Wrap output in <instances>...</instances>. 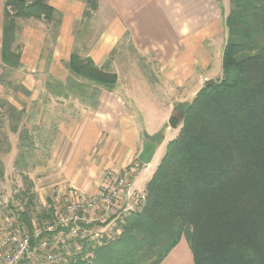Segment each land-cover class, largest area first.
<instances>
[{
	"label": "trees",
	"instance_id": "16d2710c",
	"mask_svg": "<svg viewBox=\"0 0 264 264\" xmlns=\"http://www.w3.org/2000/svg\"><path fill=\"white\" fill-rule=\"evenodd\" d=\"M82 2L78 24L86 27L98 5ZM56 14L48 0H3L1 69L21 67V22L58 28ZM224 27L221 79L204 84L184 108L180 131L147 182L141 209L110 218L107 225L115 221L116 235L94 248L81 242L82 251L67 264H161L181 239L193 264H264V0H230ZM75 46L66 62L69 77L45 87L54 97L82 98L97 109L98 87L112 90L117 76ZM8 111L15 133L21 113L12 106ZM33 135L23 128L19 142L27 140L32 149L39 141ZM24 195L30 205L33 195ZM18 216L34 246L28 211Z\"/></svg>",
	"mask_w": 264,
	"mask_h": 264
},
{
	"label": "rangeland",
	"instance_id": "374dc122",
	"mask_svg": "<svg viewBox=\"0 0 264 264\" xmlns=\"http://www.w3.org/2000/svg\"><path fill=\"white\" fill-rule=\"evenodd\" d=\"M77 1L83 3V0ZM58 2L59 0H48L50 6L56 5ZM56 13V18L61 23L62 14L58 11ZM59 27L60 24L58 30ZM76 30L81 32L77 35L78 44L74 50L85 57L88 47L96 39L101 27L97 24L83 27L77 21L72 31L74 38ZM44 32L47 33V41H44L41 46L37 38ZM56 33L57 26L55 25L47 26L34 21L21 22L16 42L21 50V67L15 70L0 69V100L7 101V105L0 102V241L16 230L29 233L25 224L18 219L19 213L28 211L34 230L43 231L47 225L55 222L56 214H60L67 205L87 198L91 192L79 189L86 183L84 175H81L84 174L83 172L87 173L93 168H101L104 172L101 184L96 188L97 192L105 188V177L108 173L112 172L116 176L129 173L132 175V179L137 166L139 167L136 165L137 159L134 158L130 164L133 167L115 173L109 166L113 159L102 157L105 153L107 156L108 153H115L114 145L124 144L123 140L129 136L133 128L122 127L120 130L112 126L113 133H108L111 142L107 146H104L105 142L103 143L102 138L94 144L79 147V142L72 137L70 139L73 141L62 137L58 130L59 125L62 128H67L71 125L70 121L74 119L79 126L83 118L79 114H83V110H85L83 107L92 108L95 103L91 104L90 101L82 98L68 100L57 98L47 91L46 82L56 81V79H62L65 76V56L61 57V61L57 65L49 66L47 62L51 59L50 56L54 51ZM225 40L226 32L217 37L213 46L209 45L206 62L195 61V59H190L191 61L185 64L177 62L174 70L169 65L154 60L145 64L146 59L134 54L135 51L130 47L131 43H123L117 47L115 56H113V60L116 62L109 64V68L107 67L109 72L119 74L116 85L110 91L100 87L98 89L106 91L104 93L108 96L113 93L110 97L114 101H118L120 106L124 102L123 107L126 109L134 108L139 118L141 112L143 121H139V126L134 127L138 144L141 137H145L155 139L154 141L158 145L150 169L142 168L134 177L132 192L139 191L138 187L144 189V182L154 174L164 155L167 143L174 139L180 131L184 108L192 102L204 84L221 79V58ZM160 56L162 57V55ZM113 67L116 68V71ZM162 68L163 71H161ZM50 70H53L52 75L56 74V79H51ZM8 106L14 107L21 113L20 122L15 123L17 126L15 133L11 132L12 127L7 121L10 114ZM136 106L141 109L139 110ZM126 109L125 112L128 113L127 110L131 112L129 108ZM170 117H175L179 121L176 128L169 126ZM102 118L103 116H96V119ZM10 123L12 124V122ZM23 128L36 134L32 137L39 140L32 149L27 140L19 142L20 132ZM155 130L156 133L149 135ZM159 134H161V138L157 139L156 135ZM118 138L121 139L120 142H118ZM116 139L117 141L113 142ZM100 148L104 150V153H99ZM22 153H24V161L20 158ZM80 154L83 156L80 157ZM126 154L128 156L129 151ZM112 157L114 158L113 154ZM124 160L130 159L124 158ZM105 162L108 164L106 171L102 169ZM24 178H27L28 181H25ZM75 184L78 187H75ZM25 193L33 195L30 205H28ZM44 215L48 218L43 219ZM94 218L92 217V220ZM100 222L99 219H96L91 223L90 228L95 232L103 230L99 227L102 225ZM105 223L107 225V222ZM115 229L114 221L108 225L106 230L111 235L110 237L116 235ZM44 237L49 239V249L56 247L58 250L61 244L64 245L63 260L60 264H67L74 255H78L79 250L83 249H81L82 243L79 240L70 238L66 233L58 241L54 236L44 235ZM184 240L182 239L179 245L182 246L181 248L183 246L188 248ZM74 243L80 246L75 248ZM85 244L83 242L84 249ZM86 246V249L90 247L88 243ZM188 251L190 253L189 248ZM176 261L175 258L172 264ZM178 263L180 264L179 261Z\"/></svg>",
	"mask_w": 264,
	"mask_h": 264
},
{
	"label": "crops",
	"instance_id": "0c3cea01",
	"mask_svg": "<svg viewBox=\"0 0 264 264\" xmlns=\"http://www.w3.org/2000/svg\"><path fill=\"white\" fill-rule=\"evenodd\" d=\"M97 5L93 24L101 27V31L88 47L85 55L90 57L97 67L109 68V64L116 62L113 60V56H115L117 47L123 43H131L130 47L135 51H133L134 54L136 53L139 57L146 59L145 64L150 60H154L158 63H165L174 70L177 62L185 64L190 62V59L206 62L209 45L213 46L217 37L225 33L224 19L230 9V0H97ZM52 7L62 14V20L55 35L54 51L50 56L51 59L47 60L49 66L59 64L63 56H65L64 62L68 61L75 46V38L72 32L73 26L75 22L80 21L84 11V4L77 0H59ZM2 8L3 0H0V69ZM46 36L47 33L44 32L37 38L41 46L44 41H47ZM113 69L116 71L115 67ZM52 71H49L51 79H56V74L52 75ZM64 71L65 76L62 79H56V81L64 82L69 77L66 66ZM161 71H163V68ZM114 74L117 77L119 76L117 72H114ZM104 92L106 91L100 90L97 109L83 107L85 110H83V114H79V116L83 117L79 126L73 119V121H70L71 125H67L69 127L62 128L59 125L58 130L62 137L73 141L70 139L72 137L79 142V147H81L82 145L94 144L101 138L103 143L105 142L104 146H107L111 142V138H108V133L112 134L113 128H133L129 136L123 140L124 144L114 145L117 154L113 150H111L113 153H108V156L106 153L105 155L99 154L105 159H113L109 166L115 173H119L128 167H133V165H130L131 161L134 158L137 159L136 165H139V167L137 166L135 175L131 179L133 185L134 177L140 172V169H150L158 150V145L156 144V151L151 162L148 165L144 164L140 159L144 137H141L139 141L140 147L138 148L139 144L134 130V127L139 126V121H143L141 112L139 118L134 108L128 107L131 110L130 112L127 110L128 108L123 107L124 102L120 106L118 101H114L110 97L113 93L108 96ZM136 107L139 110L141 109L138 106ZM125 109L128 113L124 111ZM96 116H103V118L99 120L96 119ZM101 128L106 131H102ZM156 132L155 130L149 135H153ZM101 133H103V136H101ZM99 136L101 137L99 138ZM120 140L118 138V142ZM116 141L117 139L113 142ZM149 142L151 143L152 141L150 140ZM127 151H129L128 156L126 154ZM99 153H104V150L100 148ZM82 156L80 154V157ZM124 158L130 160L126 161ZM106 166L108 164L105 162V166L102 168L104 171H106ZM83 173L81 175H84L83 178L86 179V183L79 189L89 191L91 194L96 193V188L100 186L104 172L101 168H93L89 172ZM149 180L150 176L144 182L145 186ZM74 186L78 187L77 184ZM138 189L139 191L143 190L142 192L145 191V187L144 189L138 187ZM181 247L178 244L161 264H172L175 258L177 261L174 264H179L178 261L180 264H193L191 263L192 257L188 248L186 246Z\"/></svg>",
	"mask_w": 264,
	"mask_h": 264
},
{
	"label": "built area",
	"instance_id": "2783aa9c",
	"mask_svg": "<svg viewBox=\"0 0 264 264\" xmlns=\"http://www.w3.org/2000/svg\"><path fill=\"white\" fill-rule=\"evenodd\" d=\"M131 176L129 173L120 176L108 173L104 189L67 205L60 214H56L55 222L47 225L43 231L34 230L32 236L36 241L34 246L30 244L31 235L19 230L1 240L0 264H60L63 260L64 245L61 244L58 250L56 247L49 249V239L44 235L54 236L58 241L66 233L80 243L92 245V248L101 245V241L109 237L106 231L108 225L101 227L103 230L95 232L90 228L93 221L99 219L103 225L112 217L138 211L144 203V192H132ZM92 217H95L94 220ZM74 244L75 248L80 246Z\"/></svg>",
	"mask_w": 264,
	"mask_h": 264
},
{
	"label": "water",
	"instance_id": "95a60500",
	"mask_svg": "<svg viewBox=\"0 0 264 264\" xmlns=\"http://www.w3.org/2000/svg\"><path fill=\"white\" fill-rule=\"evenodd\" d=\"M205 86V85H204ZM169 126L171 128H176L179 125V121L175 117H170ZM143 150L140 154V159L144 164H149L152 160V157L156 151V142H149L147 138H144Z\"/></svg>",
	"mask_w": 264,
	"mask_h": 264
}]
</instances>
